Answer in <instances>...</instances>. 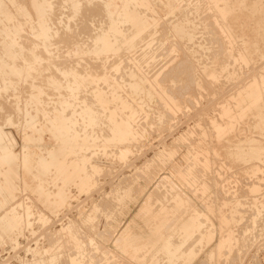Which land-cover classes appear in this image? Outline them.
<instances>
[{
    "label": "rangeland",
    "instance_id": "rangeland-1",
    "mask_svg": "<svg viewBox=\"0 0 264 264\" xmlns=\"http://www.w3.org/2000/svg\"><path fill=\"white\" fill-rule=\"evenodd\" d=\"M2 1H5V0H2ZM7 1H5V3H7ZM23 1L26 3V5H27V3H30V1H28V0L27 1L23 0ZM23 1L22 0H18V1L16 0V2L19 3L18 5H25ZM52 1H54V0H52ZM188 1L189 2H187L184 5L188 6V4H191L188 7L190 10V12H189L190 14L185 13L182 17H180V14H179V16L177 18L176 17L178 15L177 14L174 16L173 15L168 16V18L162 19V21H161V19L156 14L153 13L154 14L153 15L150 12V15H151L150 17L156 16L154 18H157L156 19L157 24H155V26L152 29V31H153L152 36L153 37L149 39L152 41H148L147 43L144 41V42H142V43L140 42L139 44H136V45L133 44L131 47L129 46L130 47V48L128 47L129 51L130 52L133 51V52H131L130 56L132 57L135 54L132 57L133 60L127 59L125 61L123 60V61H120L118 63L117 67L121 66V70L119 73H117V75H115L116 77L111 78L112 80H110L111 82L109 83L110 85L112 84L111 86L108 83H103V82H102L103 85L106 87H103L102 84L99 85V89L102 90V92H105L104 94H105L108 102L111 100V98H110L111 92L113 90L118 89V91H120V94H123V95L126 93V90H127V92H129V94L131 93V95H130L131 98L129 96L130 102L132 100L131 103L134 102L133 103L134 106L138 105L137 108L139 109V111H140L139 114L141 116H137V118H136L137 121H135L134 122L135 124H133V129H132L133 131L132 130L128 131V133H131L130 136L133 135L132 137H130L131 138L130 140H132V145H131L132 147L130 146L131 148L130 147L128 148L127 156L125 158H121L119 147H113V148L108 147L106 150L107 153L104 152V149L102 146H103V144L106 143L107 136L111 135L112 132L110 131V129H108L110 126H108V124L106 123L107 120L105 119V117L107 115V111L106 110L103 111L104 109L102 108V106L100 107V105L95 102V100L93 99L94 98L93 94L90 93V91H88L89 88H91L93 86L92 85V86H88L89 88L86 87L85 88L86 90L84 89L85 92L83 91V92L78 93L75 101H74V98L72 96H70L71 94L63 95L65 99L62 97L60 100L62 102H63L62 99L65 100L64 102L72 101L78 105L77 106L78 110L76 109L74 112H72L73 109L70 108V111H69V109H67L65 114H67L68 116L69 115L73 116V117L75 116V118L77 117L76 119H77V121L78 120L79 121L77 122L78 124L74 126L75 127L74 129H76L78 131L81 128L80 131L82 133L80 131H78L80 134L77 133L75 135V134H73V129H72L71 130L72 132L70 131L71 133L69 132L68 133L69 135H67L66 137L69 136L68 137L69 139L72 138V139H70V141L72 143H74L73 140L76 142V140H78L81 137V135L83 136L84 134H86L88 132L87 134L92 135V136H90V139H91L90 141L92 143H94L95 147H97V148L93 147L90 150H87V152H89V154H91L92 156L91 155L88 156L89 154L86 151L82 152L83 155H79V154H81V152L80 151L77 152V150L74 151L77 153H74V152L68 153L67 158H66L67 162H65V163L68 164V162H69L68 165H70V163L75 162V165L77 164L76 167L72 168L71 172L70 171L68 172V174L62 172L61 169L59 168V166L53 168L52 169L53 171L51 170L49 177L52 174H54V175H52L53 177H51V178L48 177L49 179L43 183L44 189L47 192L51 193L52 197H54L53 195L58 193V190L63 189L62 191H64L63 192L64 193V198H63L64 201L61 200V202L58 203L59 205L57 204L54 207L53 212L50 211L43 203L38 201L36 196L33 193L27 192V190L24 191L25 189H24V187H22V185H20L21 188H18L19 185H17V187L15 186V188H14V186L10 187V184L8 185L6 183V180H5L6 179L5 174L7 173V166L0 165V172H1L0 173V182L5 181L2 183L3 184L5 183L4 185L9 186L11 189V196L10 195L5 196L6 199L4 198V196L0 195V198H1L0 200H2L1 201L2 203L0 206V208H1L0 209V215H1V213L3 214L5 212L10 211L11 209H17L18 215L19 216L21 215V217H23V218H21L22 221L20 220V221H18L17 224H14L12 226L13 227L12 231L16 234V235H14L15 237H13V242H11V244L9 242L8 243L6 242L7 245H6V243L4 244V243L0 242V264H21V263H29V264L31 263L32 264V262L34 264H36L37 261H38V264H44V263L45 264H71L69 259H70V257H74V256L77 257L82 262V264H84V263L85 264H143V263L144 264H151V263L152 264H166V263L172 264L173 262L169 263V261H168L169 259L166 258L167 256L158 250V246L155 247V245H149L144 240L140 241V245H139L138 249H134L132 246H127V244H125V241L127 240V238L130 237L133 233H135L134 224H133L134 221H136L137 223H140L141 225H144V227L146 229H150V230H152L158 226L159 231H157L156 236H154V237H156V239L163 240L165 238L171 237L172 242L175 241L174 245L182 244V248H183L182 250L187 254L189 251L194 249V251L196 252V257H195L194 261L191 262L190 264H228V263L229 264H231V263L232 264H264V116H263L264 115V109L262 110V108H261V110H262L261 111L258 108L254 107V109L251 108V110H249L244 105L245 104L244 101L240 102L239 106L236 105V102H237L236 100L240 99L241 95L243 96L244 92L247 91L249 86L252 83H254L255 80L261 81L262 78L264 80V58H261L264 55L262 54L258 58L252 57L250 60V62L252 61V63L249 62L247 64L249 66H247L246 64H243V62L240 60L238 61L239 62V64H238L237 60H234V58L236 59L239 55V52H241L242 49H243L242 51H244V49H245V48H243L244 45L240 41L241 38L235 37L234 39H232L230 44L224 46V48L227 46L226 49L221 47V45L219 43L214 44L215 43L214 39L216 38V35H213V34L208 35L206 33V31L204 32V30H202L203 27L201 28V25L198 22L199 21L198 18H200V17H198V15L195 14L194 10L193 11L191 10V9H195V5H196V8L199 7L200 3H201L200 7L204 8L206 6L205 9L208 8V5L205 3L206 1L205 0H202V1L201 0L200 1L199 0H197V1L196 0H194V1L188 0ZM203 1H205V2H203ZM196 2H198L199 5H197L198 3H196ZM192 3H193V5L194 4L195 5L193 6ZM203 3H205L206 5ZM154 5H155L154 7L156 8L157 5L156 4H154ZM56 6L57 7H55V8H58V5H56ZM191 6H193L194 8L192 7L190 9ZM12 7L13 6H11L10 8L12 10V13L15 15L14 17L18 18V19H15V21L17 20L16 22L14 21L16 23V25H18V23L20 22L19 20L23 19L20 22V23L23 22L22 23L23 26L19 28V34L17 35V37L18 36H20V37L18 38V40H20L19 42L24 41L23 43L26 42L25 45L27 44L29 46L32 44V42H34L33 41L34 38L30 34V31H29L30 29L28 30L30 22L24 23L26 21L25 20L26 18L20 16L21 14H19L17 12V10L14 7L13 8ZM201 9L199 8V11L202 12L203 14H205V12L210 11V10L207 11V9L206 10L202 9L203 10L202 11ZM99 10L100 9L96 10L94 12L95 15L93 13L92 16L90 17L91 21H94L96 23V25H95L94 22L91 23L89 21V23H88L89 30H87V31H88V34L90 33V35L87 34L86 30L84 31L85 28H83V27L86 25H82V24L77 25V26L75 25L76 28H74V27L72 28V29H74L73 31L75 32V35H74L73 31H71L72 29L70 30L71 33H70V31L65 32L66 35L65 36L63 35L64 38L62 37V39H58V41L60 40L59 42L56 41L57 45L62 43V46L60 45V47L59 46L57 47V45L54 44L55 49H54V47H50L51 51H53V49H54V51L51 54L53 57H50V59H49V55H47L48 58L45 57L44 60L45 61H48V60L52 61L55 59V56H56V60H54V61L55 62L58 61L57 62L58 65L60 64L61 69H63L64 67H66L68 64L71 63L70 62L71 60L69 57L70 54L68 53L69 49H68V46L66 47V45H69V44L71 45L75 41H76L75 43L80 45L81 48L84 47V48L90 49V50H92V49L94 50V48H96L94 50V52H97V50H98L97 53H94L93 51H91V52H93L92 53L93 56H94V54H100V56H102L101 54H103V53L100 52V51H102L99 49L100 46L98 45L99 46L98 47L97 45L93 44L94 41H92V39H93L92 37L94 35L98 34L99 32H101L100 30L105 29V27L107 28L109 18L106 16V14L102 15L103 8H102V12H97ZM66 12H68V10L63 9V13H66ZM246 12H248V10ZM98 13H100V15H98ZM186 14H188V16H185ZM93 16L94 17L96 16L95 20H94ZM100 16L102 19L100 18ZM194 16H195V18H193ZM196 16H197V18H196ZM202 16H204V15H202ZM1 17H0V19H3V17L2 18ZM105 17H107V18H105ZM189 17H190V19H189ZM182 18H185V19H182ZM186 18H188L189 20ZM196 19H198V20H196ZM54 20H53V22H55L56 25L55 24H53V25H54V27L57 28L58 20H56V18ZM102 20L103 21L105 20L107 22L106 25L104 24L105 22H103ZM167 20H168L169 24L165 23V22H167ZM184 20H186V21L188 20L187 23ZM163 21H165V22H163ZM14 22H13V25H14ZM101 22H103V24L105 25L104 27H103V24ZM172 22H174V23H172ZM28 23H29V25H28ZM176 23H180L182 25H185L187 27V29H189V30L193 29V32L194 33L196 32V35H195L193 42L186 41V37H182V38L174 37V35L170 32L169 28L173 24H176ZM195 23L199 24L200 26L197 24L194 25ZM9 25H11V28L14 27L12 25V23H9ZM94 25H95V27H93ZM78 26L79 27L82 26V30L85 32V33H83L84 35L81 34V28H79ZM190 26H192V27L189 28ZM194 26H196V27L194 28ZM98 27L99 28L102 27V28L100 30H97ZM156 27H158V28H156ZM93 28H94V30H93ZM78 29H80V30H78ZM166 29H169V30H166ZM95 30H97L98 33ZM154 31H155V33H154ZM68 32H69V34H68ZM76 32L78 33L77 35H76ZM92 32L95 34H93ZM128 32H129L128 35H130L132 31L131 32L128 31ZM23 33H24V35H23ZM91 34L93 35L92 37H91ZM21 35H23V36H21ZM87 36L89 37L90 40L88 39ZM31 37H32V40L30 41ZM65 37H68V38H65ZM83 37H87L86 40H85V38L83 39ZM170 37H172V38H170ZM206 37H207V39H205ZM0 38H1V36H0ZM25 38H27V39H25ZM28 38H30V39H28ZM73 38H74V41H72ZM208 38L211 40L209 41ZM70 39H71V42H69ZM2 40L3 39H0V48H1ZM83 40L85 43L83 42ZM64 41H65V43H64ZM67 42L69 44H67ZM176 42H181V43H179L180 46L178 44H176ZM86 43L88 46L86 45ZM173 43L176 44L177 46H175ZM183 43H184V45H183ZM235 43L237 44L236 46L234 45ZM81 44H82V46H81ZM92 44H93V46L89 47V45H92ZM185 44H186V46H185ZM187 44L190 47L187 46ZM83 45H85V46H83ZM181 45H183V46H181ZM135 46H137V47L135 48ZM178 46L180 48L182 47L181 51H180V48ZM233 46H235V47H233ZM241 46H242V48H241ZM61 47H63L62 50H61ZM64 47H65V49H64ZM133 47L135 49H132ZM175 47H176V49H175ZM238 47H240V48H238ZM40 48L41 49L39 51L42 50V47H40ZM58 48H59V50H58ZM177 49H178V51H177ZM183 49H184V51H182ZM57 50H58V52H57ZM226 50H228L227 54H226ZM65 51L67 53H64ZM167 51H168V53H166ZM173 51H175V52H173ZM197 51H198V53H197ZM220 51H222V52L220 53ZM59 52L61 54H59ZM184 52L187 53L186 54L187 56L184 55L185 54ZM218 52L224 56H219ZM2 53H1V49H0V57L1 58L4 57L3 59H5L6 58L5 55H3ZM54 53H56V54H54ZM57 53H58V55H57ZM178 54L180 56H178ZM216 54H217V57H216ZM59 55H60V58H58ZM64 55L66 56V58L61 59L64 57ZM225 55H227L226 58H225ZM229 55H231L230 58H229ZM45 56H46V54H45ZM97 56H99V55H97ZM152 56H154V57H152ZM218 56H219V58L222 57V58H220V60L223 62H221L218 59ZM232 57H234V58H232ZM211 58H212V60H214V62L216 60H219L222 63V66L225 68V71H224V68L221 71V66H220V69L218 70V72L220 74L218 73L217 77H215V78L210 77L211 78L210 79L209 76H206V70H208V67H207L208 65L207 66H204V65L209 64L210 63L209 61L211 60ZM66 59H69V62ZM183 59L185 62L186 61H188V62L183 64L184 63V61L182 63ZM5 60H7V58ZM229 60H231V61H229ZM61 61H62V63H61ZM178 61L179 62L181 61L182 65ZM64 62H66L67 65ZM176 62H177V64H176ZM234 62H236L237 64ZM8 63L11 64V62H9V61H8ZM178 63H179V67H182L183 65H186L188 63L187 64L188 67L186 65L185 67L183 66L182 68H184V69H182V68H179L177 66L178 69H176V65H178ZM18 64L20 66L22 65V67H24V68L30 66L29 63L22 64V63H20V61H18ZM124 65L127 67H130L132 65L130 68H128L129 70L131 69V71H129L127 69V67H125V68H123V73L121 74L122 66H124ZM190 65H192V67L193 66L194 67L192 68ZM189 66L191 67L192 70H190ZM230 66H232V67H230ZM244 66H245V68H243ZM132 67H134L133 68L134 71H133ZM235 67L237 70H235ZM171 68H172V70H171ZM173 68H175L174 71H173ZM188 68H189V71L187 70ZM194 68H195V70H194ZM230 68L232 69L231 71H230ZM124 69L128 70L129 74H131L132 71H133L132 73L135 72V74H136V75L134 74L135 78L138 80H136L134 78H132V79L129 78L130 75ZM180 69H182L184 72H182V70H180ZM113 70H111L110 72H112ZM170 70L172 71L173 76L170 74L171 72L169 73ZM178 70H180L181 72H179V73H182V74H179L177 72ZM226 70H228V71H226ZM1 71L5 72L6 70L1 69ZM1 71H0V74H1L0 77L2 79L0 78V82H1L0 83V91H2V93L0 92V94H1L0 98H2V99H0V101H1L0 106L3 104L5 106V109H4V106L2 105L3 108L2 107L1 108L4 109V111L1 110V112H0V121H1L0 122V132L2 131L3 133H6L7 135L12 136L15 140H17L16 141V143L18 144V145L16 144L17 152L22 151V149L24 147V143H25L24 138H23L24 136H26V135L31 136L34 133L35 136H33L34 134L32 136L36 137L35 140L36 141L41 140L39 138V136L37 137L36 132H34L35 129H33V126H36V125L39 126V127L36 126L37 128H40V127H43V125L46 127V126H48V124L51 123L49 125V129L54 134H56V132H59L58 133L59 135L58 134H56V135L58 136L59 140H61L60 134L62 133L63 130L58 131L59 129H56L57 127L55 126V124L52 123L53 119H51L52 116H50V115H52L53 112L52 113L49 112L47 114V116L41 115L40 118L38 117L39 119L37 117H36L37 119H34L35 117L30 116L28 114L27 110L25 109V107H23L24 106L23 105L24 100H22L23 97L26 96V94L24 93L26 91V87L25 86H24L25 88L19 87V85L22 86V84L19 83V85H18L17 80L11 81L10 79H13V78L8 75V71L5 72V74L7 73L6 75H8L7 78H6V76H2L5 74H3V72H1ZM202 72H204V73L202 74ZM124 73L126 75H124ZM161 73H162V75L163 74L164 75L161 76ZM175 73L180 75V77L178 75L175 76L176 75ZM183 73H186V74H183ZM119 74H120V76L118 77ZM224 74H226V75H224ZM121 75H123V77ZM144 75L146 76L145 78L147 80L143 79ZM151 75H152V77H151ZM156 75H159L158 80L161 79L160 83L162 82V80L164 81L165 84L162 82L161 85L163 86V84H164L165 88L162 86L161 87L160 86L159 87L154 86L152 84V82H150V80L153 81V79L156 77ZM182 75L184 76V79L181 80V78H183V77H181ZM191 75H192V77L193 76L194 77L192 78ZM222 75H224V76L222 77ZM124 76H126V77H124ZM160 76L162 78L165 76V78L162 79ZM225 76H227V77H225ZM3 77H5V78H3ZM138 77H141L142 80H140L141 78L139 79ZM148 77L150 80L148 79ZM168 77H170V78H168ZM175 77H177V79ZM186 77H188L187 78L188 81H186L187 80ZM116 78H119L120 80H118ZM124 78H129V79H131V81L134 82V80H135L137 83H139L140 87L136 91V94H135V92H133L129 89L130 87H128L130 84L129 83L130 80H129V82L127 81V79H125V81H124ZM173 78L175 79L176 82L173 80ZM169 79H170V81H169ZM5 80H7V81L5 82ZM117 80L121 81V83L117 82L118 84L116 86V83H113V82H116ZM139 80H140V82H139ZM177 80H179V81H177ZM122 81H123V83H122ZM144 81L145 82L147 81L148 84L146 85V83ZM172 81H174V82L171 83ZM191 81H192V83H190ZM211 81H213V82H211ZM12 82H14V83H12ZM16 82H17V84H15ZM141 82L142 83L144 82V83L142 84ZM11 83L13 85H11ZM124 84H126V85H124ZM189 84H190L191 88H189L190 87ZM213 84H215V85H213ZM107 85H109V87ZM118 85H120V87H122L121 88L122 90L120 88H118L119 87ZM121 85H124V86H121ZM181 85L184 87H182ZM7 86H9V87L7 88ZM14 86H15V89H14ZM168 86H170V87L168 88ZM173 86H175V87L173 88ZM112 87H115L117 89L112 88ZM143 87H148V88L150 87V88L146 89ZM185 87L187 89L189 88L188 89L189 91L187 89H185ZM87 88H88V90H87ZM103 88L106 91H104ZM163 88L168 89V90L172 89L173 90V91L171 90L172 93L174 91H179L178 89H181V90L184 89V92L187 90L186 94H184L185 98L184 99L182 98L181 101L180 100L178 101L179 102L178 105L181 106L180 108H178V109L174 108L171 105H169L168 103H166L167 100L164 101V99H166V98L164 96L165 92H164ZM8 89L10 92L7 91ZM22 89H24V90H22ZM123 89H126V90H123ZM174 89H176V90H174ZM158 90L161 92L159 93ZM137 92H139V93H137ZM143 92H144V95H142ZM148 92L151 94L148 95ZM145 93H147V95ZM153 93H155V95ZM3 94H5V95H3ZM139 95L140 96L141 95L147 96V97L151 96V97L149 99V98L141 96L142 97L141 98V97H138ZM152 95H153V98H155L153 100H152ZM175 95H177L176 92H175ZM195 95H196V98H195ZM236 95H237V97H235ZM7 96H8V98H7ZM87 96H89V97H87ZM162 96H164L163 99H162ZM187 96H188V98H190L189 100H191V101L188 100ZM90 97L92 99L89 100ZM159 97H161V99ZM238 97H240V98H238ZM18 98H19L20 102H19ZM133 98L138 99L139 102L135 101L136 99H133ZM186 98H187V100H185ZM141 99L143 100L142 102H140ZM144 99H146V100H144ZM78 100H79V102H78ZM84 101H86V104L88 102L89 103L88 106H90L92 109L94 108L93 110L96 109L95 111L100 116L101 123L99 126H96L97 128L95 127L93 129V132L97 136L102 135L103 137L102 136L96 137V135L92 134L93 132H92V129H90L88 127L87 119L84 116H82V117L77 116L78 114L81 113V108H82L81 104L83 103L82 105L83 106L85 105ZM18 102L20 104H18ZM94 102H95V104H94ZM163 102H165V103H163ZM228 102L230 103V105ZM135 103H138V104H135ZM148 103H150V104H148ZM233 103H235V104H233ZM57 104H58L57 106H59V107L56 106V109L60 108L58 110H62L61 107L64 103L63 104L61 103V105H60V103H57ZM227 104H228V106H227ZM14 105H16V106H14ZM147 105H150V106H147ZM160 105H162V106H160ZM167 105H169L172 108H170L169 106L167 107ZM232 105L234 106V108ZM79 106H81V107H79ZM118 106H119V108H118ZM144 106H146V107H144ZM106 107H109V108H111V110L113 109L114 112L118 113L117 117H119L118 118L119 120L122 119L124 121H128V117H127L128 114H125V113H127V111L122 109L123 113L121 112L122 105L120 103L110 101V103L106 104ZM222 107L223 108L227 107L229 109L231 108L230 111L234 115H239V114L242 115V117H241L242 121H240L241 120L240 119L237 123H235L233 130L228 131V133L224 132V133L219 134L220 130L224 129L226 126L225 121L221 118V112L220 111L222 110ZM18 108H19V110H22V109L26 110L24 112H23V110L21 111L22 115H24L23 116L24 118H22V115H20L21 113L18 110ZM140 108L142 110L144 109V111L142 112ZM263 108H264V105H263ZM117 109L118 110L120 109V110L118 111ZM145 109H146V111H145ZM97 110H99V112H102V113H99ZM165 110H167L168 112L170 111L169 114L171 116H169V114H167L168 116L166 114L164 116ZM243 110H245V111H243ZM167 111H165V112H167ZM173 111H175V112H173ZM176 111H178V112H176ZM259 111H261V113H262V115H260V113H259V116H261V117H258L257 116L258 114L255 115V113L259 112ZM77 112H79V113H77ZM69 113H71V114H69ZM160 113H161V115H159ZM236 113H238V114H236ZM5 114H7V115H5ZM9 114L11 116L12 115L13 116L10 117ZM18 114L20 115V117L18 116ZM67 115H65V116H67ZM158 115H159V117L161 116V117H164L165 119L160 117V120H159ZM124 116L127 118L124 119ZM8 117H9V120H8ZM30 117H31V119H30ZM139 117H140V119H139ZM41 118H44V119L42 120ZM146 118H147V120H146ZM10 119H12V120H10ZM18 119H19V121H18ZM20 119L22 122L20 121ZM47 119H49L50 123L48 122ZM40 120H42V121H40ZM141 120H142V122H141ZM4 121L8 124H9V122H11V121L12 122H11V124L8 125V124L4 123ZM28 121H29V123H28ZM44 121H46V123H48V124H46V123L44 124ZM102 121H104V123ZM156 121H161V123H163V124L162 125H160L158 123L156 124ZM18 122H19V124H18ZM36 122H37V124H36ZM38 122H39V124H38ZM42 122H43V124H42ZM20 123H21V125H20ZM81 123L83 124V128L81 127L82 125L80 126ZM154 123H155V126H154ZM215 123L219 124L220 126L219 125L216 126ZM22 124H23V127H22ZM28 124H31V125H28ZM51 125H53V126H51ZM106 125H107V128H106ZM136 125H137V127H136ZM50 126L53 129H51ZM213 126H214V128H213ZM215 126H216V128H215ZM76 127H78V128H76ZM135 127H136V129H135ZM138 127H139V129H138ZM1 128H3V129H1ZM103 128H105V130ZM140 130L142 132H140ZM143 130H145V131H143ZM4 131H6V132H4ZM84 131H86V132L84 133ZM187 131L188 132L190 131L191 133L189 132V134H188ZM100 132L105 134V135L101 134ZM193 133H195V134H193ZM222 134H223V136H221ZM138 135L141 136V137H139L140 140L138 138ZM189 135H190V137H189ZM114 136H115V134H113V138L116 137V136L115 137ZM45 137H46V140L48 141V143L52 144V141L51 142L49 141V135H46ZM133 137H134V140H133ZM193 137H194V139H193ZM37 139H39V140H37ZM135 139H137V140H135ZM133 141L134 142L136 141V142L134 143ZM136 145H137V147H136ZM73 147H75V146H73ZM254 148H255V150H253ZM47 150L48 149H46L44 151V157L45 156L47 157L49 154L50 149H49V151H47ZM189 150H190V152H189ZM46 151L48 154L46 153ZM90 151H92V153ZM173 151H174V153L172 154ZM130 152H131V154H130ZM177 152H178V155H177ZM197 152L199 154H197ZM115 153H116V155H115ZM191 153H193V155ZM72 154L73 155L75 154L76 156L75 155L73 156ZM86 154L89 158H87L85 156ZM113 155H115V156H113ZM167 155H169L170 157H168ZM185 155H187L186 159H185ZM196 155H197V157H196ZM69 156H71L72 158ZM190 156L191 157L193 156V157L191 158ZM76 157H78V159ZM81 157L82 158L86 157V158L82 159ZM232 157H235V158H232ZM194 158H195V160H194ZM69 159H72V160H69ZM79 159L84 160L85 162L84 161H81V162L85 163L86 166L84 164H82ZM90 159H91V162H90ZM122 160H124V162ZM188 160L190 161V163L187 162ZM204 160L206 161V163ZM77 161H79L80 163ZM86 162H87V164H86ZM88 162L90 163V165ZM95 163H96V165H95ZM178 164H180V166H178ZM91 165L92 166L93 165L98 166V170L94 171V169L92 168ZM149 165H150V167H149ZM87 166H88V168H87ZM100 167H101V169H100ZM148 167H149V170H147ZM187 168H189V169L191 168L192 170L197 172L196 174L192 175L193 178L192 177L183 178L182 175H179L180 170H184V169L188 170ZM82 169H84V170L82 171ZM88 169L91 171V173ZM99 170H101V171H99ZM75 171L76 172L78 171V174ZM79 172H81L82 174ZM85 173H86V175H85ZM96 173H98V174H96ZM63 174H65V175H63ZM66 174H67V176H66ZM72 174H74V175H72ZM95 174L97 177L95 176ZM87 175H88L89 179L86 178ZM74 176H76V178H77V176H79L80 180H79V177L76 180V178H74ZM91 176H92V179L94 178L93 181L90 178ZM137 176H138V178H137ZM194 176L197 178L194 179ZM72 178H73V180H72ZM81 179L84 182L81 181ZM88 180H89V182H88ZM190 180H192V181H190ZM195 180H196V182H195ZM78 182H80V184H77V186H75L76 183H78ZM81 182H82V184H84L83 186L81 185ZM151 182H153V183H151ZM191 182H192V184H191ZM47 183H48V187L46 186ZM73 183H74V185H73ZM85 183H87V185ZM56 184H57V186H56ZM91 184H95V185H91ZM178 185H180V186H178ZM63 186H65V187H63ZM79 186H82V187L80 188ZM91 186H93V187H91ZM161 186H163V187H161ZM206 186L208 188H206ZM60 187H61V189H60ZM48 188H49V190H48ZM170 188H172L174 192H172V189L170 190ZM17 189L19 191H17ZM127 189H129L130 192H128ZM208 189L210 192L206 191ZM88 190H89V192H87ZM123 191H125V192H123ZM119 192L120 193L123 192V193L120 194ZM170 192H171V194H170ZM15 193H16V195H15ZM68 193H69V196H68ZM168 193H169V195H168ZM127 194H129V196ZM65 195H66V197H69V198H66ZM177 196H180L183 199L184 205L180 206L179 207L180 209L178 208L177 211L176 210L173 211L172 207L175 203V198ZM124 197H126V198H124ZM15 198H17V199H15ZM115 198H116V200H115ZM7 199L11 202H8ZM85 199H87V200H85ZM67 201H69V202H67ZM107 201H108V203H107ZM116 202H118V203H116ZM166 202H167V204H166ZM7 203H8V205H7ZM15 203L17 204V206ZM63 204H64V206H63ZM95 204L97 205V207ZM27 206L30 207V211L28 212L29 213L28 216L25 212V209ZM81 206H82V208H81ZM63 207H65V208H63ZM163 207L167 208L169 213L166 214V217H167L166 221L164 220L162 222V217L160 215L158 217L157 214H159L160 210ZM89 209H91V210H89ZM95 209H97V210H95ZM234 211H236V212H234ZM52 214H54V215H52ZM192 215H199L200 227L190 231V236H188V233H185L181 230L180 224L182 223L183 220L190 218ZM30 220H31V222H30ZM71 222H72V224H71ZM145 223H147V224H145ZM64 226H66V227H64ZM124 228H125V230H124ZM67 229L70 232L75 230V231H73L71 233L69 232V233H70V238L72 239L74 236L76 241L74 239L69 240V237H68L69 233H68ZM76 229H78V230H76ZM63 231H64V233H63ZM65 232L68 235H65ZM228 232L230 234H228ZM208 233H212V239L209 242L205 239V237ZM231 233H232L234 239H233ZM43 235L46 238H44ZM45 235H47V236H45ZM57 238H58V240H57ZM50 239H51V241L52 240L53 241L50 242ZM229 239H230V242H229ZM71 241H73V242L71 243ZM94 242L96 243V245ZM221 242H222V245H221ZM48 243H49V245H48ZM53 243H54V245H53ZM58 243H59V245H58ZM64 243H65V245H64ZM73 243L75 246L73 245ZM78 243H80L81 246H79ZM87 243H88V246H87ZM97 243H98V245H97ZM136 243H137V245L139 244L137 241H135V242H133V245L137 246ZM248 243H249V245H248ZM76 245H77V247H76ZM41 246H42V248H41ZM52 246L55 247L54 250H53ZM66 246H68V248ZM74 247H76L77 249ZM78 247H79V250H78ZM36 248H37V251H36ZM38 248L41 252L38 251ZM49 248H52V249H49ZM60 248H61V250H59ZM236 249H237V251H236ZM51 250H53L52 253L50 252ZM81 250H84V251H81ZM105 250H106V253H105ZM33 251L34 252L36 251L37 254L36 253L35 254L38 255L39 257H37V256L34 257L35 254ZM42 251H43V253H42ZM47 251L51 255H49L47 253ZM143 251H145V252L142 253ZM155 251H157V252H155ZM210 251H212V253ZM240 251H241V253H240ZM32 252H33V254H32ZM234 252H235V254H233ZM58 253H59V255H58ZM225 253H226V255H225ZM54 254H56V255H54ZM187 254H185V256ZM227 254H228V256H227ZM229 254H230V256H229ZM49 256L51 259H47V258H49ZM56 256H58L59 258ZM185 256L181 258L182 260L178 259L174 263L175 264H183L184 263L183 260H185ZM55 257H56V259H55ZM141 257L143 260L141 259ZM237 257H238V259H236ZM112 258L115 260H113ZM30 259H31V261H30ZM61 259H63V260H61ZM234 259H236V260H234ZM41 260H42V262H41ZM43 260H45V261H43ZM109 260H110V262H109ZM52 261L54 263H52ZM117 261H119V262H117ZM148 261H150V262H148Z\"/></svg>",
    "mask_w": 264,
    "mask_h": 264
},
{
    "label": "bare ground",
    "instance_id": "bare-ground-1",
    "mask_svg": "<svg viewBox=\"0 0 264 264\" xmlns=\"http://www.w3.org/2000/svg\"><path fill=\"white\" fill-rule=\"evenodd\" d=\"M5 1H7V0H5ZM5 1H0V15L3 17V19H0V36H1V38L0 39H3L2 40V42H1V53L3 54V55H5V57L7 58V60L9 61V62H11V64L10 63H8V61L7 60H5V59H3V58H1L0 57V71H1V69H3V70H6V71H8V75L10 76V77H12L13 79H10L11 81L13 80H17V82H18V85H19V83H21L22 84V86H20L19 85V87H26V91L24 92L25 94H26V96H24L23 97V99L22 100H24L23 101V107H25V109L27 110V112H28V114L30 115V116H32V117H35L34 119H37L38 117L40 118V116L41 115H46L47 116V114L49 113V112H53V114L52 115H50V116H52V118L51 119H53V121H52V123L53 124H55V126L57 127H55L56 129H59L58 131H61V130H63L62 131V135L60 134V137H61V140H59V138H58V136L56 135V134H58L59 132H56V134H54L50 129H49V125L51 124L50 122H49V119H47L48 120V122L50 123V124H48V123H46V121H44V124L46 123V124H48V126H44L43 125V127H40V128H37V127H39V126H33V129H35L34 130V132H36V134H37V137L39 136V138L41 139L40 141H36L35 140V138L36 137H33V136H35V134L32 136H30V135H26V136H24L23 138H24V141H25V143H24V147H23V149H22V151H20V152H17V150H16V141L17 140H15L12 136H9V135H7L6 133H3L2 131L0 132V165H2V166H7V173L5 174L6 175V183L9 185L10 184V187H13L14 186V188H15V186L17 187V185H19L18 186V188H21L20 187V185H22V187H24V191H26L27 190V192H30V193H33L35 196H36V198H37V200L38 201H40L41 203H43L50 211H54V207L58 204V203H60L61 202V200H63V198H64V191H62V190H58V193H56L55 195H53L54 197H52L51 196V193H49V192H47L45 189H44V186H43V183L44 182H46L49 178H51V177H53L52 175H54V174H52L50 177H49V174H50V172H51V170L53 169V168H55V167H58L59 166V168L61 169V171L62 172H64V173H67L68 174V172L70 171L71 172V170H72V168L73 167H76V165H75V162H72V163H70V165H68L69 164V162H68V164L67 163H65V162H67L66 161V158H67V155H68V153H72V152H74V151H76L77 150V152L78 151H80L81 152V154H79V155H83L82 154V152L84 151H86L87 152V150H90L91 148H93V147H95V145H94V143H92L90 140V136H92V135H90V134H84L83 136L81 135V137L78 139V140H76V142L73 140V142L74 143H72L71 141H70V139H72V138H68V137H66L67 135H69L68 133L73 129V134H77V133H79L78 131H80L81 130V128H80V130H76V129H74L75 127V125H77L78 123V121H77V117L75 118V116L73 117V116H68L67 114H65V112H66V110L67 109H69V111H70V108H72L73 109V111L72 112H74L76 109H77V104L75 103V102H72V101H67V102H64L65 100V98H64V96L63 95H65V94H71L70 96H72L73 98H74V101H75V99H76V96H77V94L78 93H80V92H83L84 91V89L86 88V87H88V86H92L91 88H89V90H88V88H87V90L88 91H90V93H92L93 94V96H94V100H95V102L97 103V104H99L100 105V107L102 106V108L104 109L103 111H107V115H106V117H105V119L107 120V124H108V126H110L108 129H110V131L113 133V134H115V138H113V134L111 133V135H109V136H107V141H106V143L105 144H103V149H104V152H106V150H107V148L108 147H119V149H120V156H121V158H125L126 156H127V150H128V148L132 145V140H130L131 138L130 137H132V136H130L131 135V133H128V131L129 130H132L133 129V124H135L134 122L135 121H137L136 120V118H137V116H141L140 114H139V109L137 108V106H134L133 105V103H131L132 102V100H131V102H130V99H129V96L131 95V93L129 94V92H127V88L128 87H130L129 89L131 90V91H133V92H135V94H136V91L139 89V87H140V85H139V83H137L134 79H136L135 78V72L134 73H132L133 71H134V67H132V69H133V71L131 72V74H129V72H128V68H130V67H127V66H122V72H121V74L123 73V68H125V67H127V69L128 70H126V69H124V70H126L127 72H128V74L130 75V77L129 78H134L133 80H134V82L133 81H131V79H129V78H124V81H125V79H127V81L129 82V80H130V84H129V86L126 88V89H123V90H126V93L123 95V94H120V91H118V89L117 88H115V87H112V88H115V89H117V90H113L112 92H111V96H110V98H111V100L110 101H113V102H117V103H120L121 105H122V108H121V112H122V109H124V110H126L127 111V113H125V114H128V121H124V120H119L118 118L119 117H117V114L118 113H116V112H114L113 111V109L111 110V108H109V107H106V104L107 103H110V101L108 102L107 101V99H106V96H105V92H102V90H100L99 89V85L100 84H102L103 85V83H110L111 81L110 80H112L111 78L112 77H116L115 75H117V73H119L120 72V70H121V66H118L117 67V65H118V63L120 62V61H125V60H129V59H132V57L135 55H133L132 57L130 56V54H131V52H133V51H129V48L134 44V45H136V44H139L140 42L142 43V42H148V41H152V40H149L150 38H152L153 36H152V34H153V31H152V29H153V27L155 26V24H157L156 23V19L157 18H154V17H156V16H152V17H150L151 15H150V12L153 14H156L160 19H161V21H162V19H165V18H168V16H174V15H177L176 17L178 18V16H179V14H180V17H182L185 13H189L190 12V10H189V5H191V4H188V6H185L184 4H186L187 2H189L188 0L186 1V0H54V1H52V0H28V1H30V3H27V5H26V3L24 2V4L25 5H18L19 3L18 2H16V0H8L7 1V3H5ZM18 1V0H17ZM27 1V0H26ZM192 1V0H191ZM194 1V0H193ZM197 1V0H196ZM200 1V0H199ZM202 1V0H201ZM206 1V2H205ZM205 1H203V2H205L207 5H208V8H206L207 9V11L208 10H210L209 12H205V14H203L202 12H200L199 11V8L201 9L202 7H200V5H201V3H200V5H199V3L198 2H196V3H198L197 5H199V7H197L196 8V5H195V9H191L194 5H193V3H192V5L193 6H191L190 7V9L193 11L194 10V12H195V14H197L198 15V17H200V18H198L199 19V24L201 25V28L203 27V29L202 30H204V32L206 31V33L208 34V35H211V34H213V35H216V38L214 39L215 40V43L214 44H216V43H219L220 45H221V47H223L224 48V46L225 45H228V44H230L231 43V40L232 39H234L235 37L236 38H241L240 39V41L242 42V44L244 45V47L243 48H245L244 49V51H242L241 50V52H239V55H238V57L235 59L234 57H232V58H234V60H237V62L240 60V61H242L243 62V64H248L249 62H250V60H251V58L253 57H260L262 54L264 55V0H205ZM205 3H203V4H205ZM22 4V3H21ZM154 4H156L157 5V7L155 8L154 6ZM205 4V5H206ZM10 5V6H9ZM56 5H58V8H55V7H57ZM204 5V6H205ZM11 6H13L16 10H17V12L19 13V14H21L20 16H22V17H24V18H26L24 21V23H26V22H30V25H29V23H28V25H29V28H28V30L30 31V34L33 36V38H34V42H32V44L31 45H25V43H23V42H19L20 40H18V38L20 37V36H18L17 37V35L19 34V28L20 27H22L23 26V22L22 23H20L22 20H19L20 22V24L18 23V25H16V21H15V19H18L17 17H14L15 15L12 13V10H11ZM12 7V8H13ZM206 7V6H205ZM205 7L204 8H202V9H205ZM102 8H103V13H102V15H105L106 14V16L109 18V22H108V25H107V28L105 27V29H103V30H100L102 27H98V29L97 30H100L101 32H99L98 33V31L97 30H95V31H97V33L98 34H96V35H92L91 34V37L93 38H91L92 39V41H94L93 42V44H95V45H99L100 46V50H102V51H100L101 53H103V54H101L102 56H100V54H94V56H93V52H94V50L96 49V48H94V50L92 49V50H90V49H86V48H81L80 47V45H78V44H76L75 42V44L74 43H72L71 45L67 42V44H69V45H66V47L68 46V53L70 54V64H66V62L68 61L69 62V59H66L67 61L66 62H64L67 66L66 67H64L63 69H61V67H60V64L58 65V61L57 62H55L54 60H56V56H55V59L54 60H52V61H45L44 59H45V57L46 58H48V56L47 55H49V59H50V57H53L51 54H52V52L54 51V49H55V47H54V44H56L57 42H59L58 41V39H62V37H63V35L65 36L66 34H65V32H67V31H70L73 27L74 28H76V26L77 25H80V24H82V25H86V26H84L83 28H85L84 29V31L86 30V32H87V34H88V31L87 30H89V27H88V23H89V21L91 22V23H93L94 21H91V16H92V14L96 11V10H98V9H100L99 11H97V12H102ZM194 8V7H193ZM63 9H67L68 10V12H66V13H63ZM201 9V10H202ZM205 9V10H206ZM248 10V12H246ZM62 11V12H61ZM203 11V10H202ZM16 14V13H15ZM50 14V15H49ZM97 14V13H96ZM153 14V15H154ZM190 14V13H189ZM194 14V15H195ZM94 15H95V13H94ZM98 15H100V13H98ZM202 15H204V16H202ZM0 16V17H1ZM17 16V15H16ZM19 16V17H20ZM97 16V15H96ZM95 16V17H96ZM185 16H188V14H186ZM184 16V17H185ZM202 16V17H201ZM1 17V18H2ZM94 16H93V18H94V20L96 19ZM107 17H105V18H107ZM56 18V20H58V26H57V28L56 27H54V25L53 24H55V22H53V20ZM100 18H101V16H100ZM104 18V19H105ZM158 18V19H159ZM193 18H195V16L193 17ZM196 18H197V16H196ZM21 19V18H20ZM102 19V18H101ZM182 19H185V18H182ZM181 19V20H182ZM186 19H188V18H186ZM189 19H190V17H189ZM188 19V20H189ZM198 19H196V20H198ZM28 20V21H27ZM106 20V19H105ZM103 21V22H105L104 24L106 25V21ZM180 20V19H179ZM187 20V21H188ZM194 20V19H193ZM15 21V22H14ZM55 21V20H54ZM98 21V20H97ZM170 21V20H169ZM177 21V20H176ZM186 23H187V21L186 20H184ZM13 22H14V25H13ZM57 22V21H56ZM100 22V21H99ZM103 22H101L102 24H103ZM159 22V21H158ZM163 22H165V21H163ZM167 22H168V20H167ZM167 22H165L166 24H169V22L167 23ZM183 22V21H182ZM191 22V21H190ZM9 23H12V25L14 26L13 28H11V25H9ZM95 23V22H94ZM172 23H174V22H172ZM192 23V22H191ZM103 24V27L105 26ZM197 23H195L194 25H196ZM199 24H197V25H199ZM26 25V24H25ZM56 25V24H55ZM76 25V26H75ZM91 25V24H90ZM89 25V26H90ZM95 25H96V23H95ZM95 25L93 26V27H95ZM199 25V26H200ZM27 26V25H26ZM163 26V25H162ZM79 27V26H78ZM192 26H190L189 28H191ZM196 26H194V28H195ZM79 28H81V34L82 35H84L83 33H85L83 30H82V26L81 27H79ZM92 28V27H91ZM156 28H158V27H156ZM166 28V27H165ZM170 32L174 35V37H179V38H182V37H186V41H189V42H193L194 41V38H195V35H196V32L194 33L193 32V29L192 30H189V29H187V27L185 26V25H182V24H180V23H176V24H173L170 28ZM169 29H166V30H169ZM74 29H72L71 31H73ZM78 30H80V29H78ZM93 30H94V28H93ZM165 30V31H166ZM71 31H70V33H71ZM92 31V30H91ZM90 31V32H91ZM128 31H132L131 32V34L130 35H128ZM78 32V31H77ZM76 32V35L79 33H77ZM94 32V31H93ZM92 32V33H93ZM152 32V33H151ZM169 32V31H168ZM73 33H74V35H75V32L73 31ZM154 33H155V31H154ZM167 33V32H166ZM170 33V34H171ZM205 33V34H206ZM68 34H69V32H68ZM80 34V35H81ZM93 34H95V33H93ZM164 34V33H163ZM169 34V33H168ZM167 34V35H168ZM23 35H24V33H23ZM23 35H21V36H23ZM88 35H90V33L88 34ZM212 35V36H213ZM28 36V35H27ZM79 36V35H78ZM155 36V35H154ZM172 36V35H171ZM225 36V37H224ZM3 37V38H2ZM26 37V36H25ZM70 37V36H69ZM76 37V36H75ZM88 37V36H87ZM87 37H83V39L85 38V40H86V38ZM173 37V36H172ZM172 37H170V38H172ZM210 37V36H209ZM64 38V37H63ZM65 38H68V37H65ZM78 38V37H77ZM76 38V39H77ZM155 38V37H154ZM153 38V39H154ZM25 39H27V38H25ZM28 39H30V38H28ZM75 39V40H76ZM88 39H89V37H88ZM166 39V38H165ZM174 39V38H173ZM185 39V38H184ZM205 39H207V37L205 38ZM209 39V38H208ZM32 40V37H31V39H30V41ZM78 40V39H77ZM90 40V39H89ZM162 40V39H161ZM176 40V39H175ZM211 39H209V41H210ZM26 41V40H25ZM28 41V40H27ZM57 41V42H56ZM67 41V40H66ZM72 41H74V38L72 39ZM79 41V40H78ZM166 41V40H165ZM173 41V40H172ZM185 41V42H186ZM213 41V40H212ZM235 41V40H234ZM233 41V42H234ZM29 42V41H28ZM62 42V41H61ZM69 42H71V39H70V41ZM81 42V41H80ZM83 42H84V40H83ZM91 42V41H90ZM184 42V43H185ZM214 42V41H213ZM64 43H65V41H64ZM63 43V44H64ZM85 43V42H84ZM83 43V44H84ZM89 43V42H88ZM92 43V42H91ZM179 43H181V42H176V44H178L179 45ZM184 43H183V45H184ZM187 43V42H186ZM238 43V42H237ZM93 44L92 45H89V47L91 46H93ZM144 44V43H143ZM142 44V45H143ZM174 44V43H173ZM176 44H174L175 46H177ZM233 44V43H232ZM231 44V45H232ZM57 45V44H56ZM55 45V46H56ZM60 45L62 46V43L61 44H59V45H57V47L59 46L60 47ZM86 45H87V43H86ZM94 45V46H95ZM183 45H181V46H183ZM235 46L237 45L236 43L234 44ZM239 45V44H238ZM241 45V44H240ZM242 45V46H243ZM64 46V45H63ZM81 46H82V44H81ZM83 46H85V45H83ZM88 46V45H87ZM98 46V47H99ZM130 46V47H129ZM180 46V45H179ZM178 46V47H179ZM185 46H186V44H185ZM187 46H189L188 44H187ZM235 46H233V47H235ZM242 46H241V48H242ZM40 47H42V50L41 51H39L41 48ZM50 47H54V49H53V51H51V48ZM56 47V48H57ZM88 47V48H89ZM129 47V48H128ZM137 46H135V48H136ZM139 47V46H138ZM146 47V46H145ZM190 47V46H189ZM188 47V48H189ZM206 47V46H205ZM229 47V46H228ZM62 48L63 47H61V50H62ZM134 47L132 48V49H135ZM180 48V47H179ZM187 48V47H186ZM212 48V47H211ZM214 48V47H213ZM227 48V46L224 48V49H226ZM238 48H240V47H238ZM64 49H65V47H64ZM98 49V48H97ZM175 49H176V47H175ZM181 49H182V47L180 48V51H181ZM190 49V48H189ZM233 49V48H232ZM58 50H59V48H58ZM58 50H57V52H58ZM152 50V49H151ZM167 50V49H166ZM187 50V49H186ZM237 50V49H236ZM240 50V49H239ZM246 50V51H245ZM91 51H93V52H91ZM177 51H178V49H177ZM176 51V52H177ZM182 51H184V49L182 50ZM192 51V50H191ZM196 51V50H195ZM219 51V50H218ZM227 51L228 50H226V54H227ZM231 51V50H230ZM238 51V50H237ZM61 52V51H60ZM59 52V54H61ZM97 52H98V50H97ZM97 52H94V53H97ZM135 52V51H134ZM151 52V51H150ZM173 52H175V51H173ZM216 52V51H215ZM214 52V53H215ZM222 51H220V53H221ZM233 52V51H232ZM236 52V51H235ZM234 52V53H235ZM63 53V52H62ZM64 53H67L66 51L64 52ZM63 53V54H64ZM166 53H168V51L166 52ZM185 53V52H184ZM183 53V54H184ZM197 53H198V51H197ZM217 53V52H216ZM219 53V52H218ZM219 53V56H224V55H221ZM237 53V52H236ZM45 54H46V56H45ZM54 54H56V53H54ZM62 54V55H63ZM92 54V55H91ZM155 54V53H154ZM187 53H185L184 55L185 56H187L186 55ZM2 55V56H3ZM57 55H58V53H57ZM96 55V56H95ZM97 55H99V56H97ZM139 56V55H138ZM159 56V55H158ZM178 56H180L179 54H178ZM190 56V55H189ZM208 56V55H207ZM219 56H218V59L220 60V58H222V57H220L219 58ZM234 56V55H233ZM237 56V55H236ZM63 57V56H62ZM68 57V56H67ZM152 57H154V56H152ZM216 57H217V54H216ZM227 57V55H225V58ZM231 57V55H229V58ZM58 58H60V55H59V57ZM64 58H66V56L64 55V57L63 58H61V59H64ZM138 58V57H137ZM146 58V57H145ZM187 58V57H186ZM224 58V59H225ZM261 58H264V56L263 57H261ZM60 59V60H61ZM189 59V58H188ZM216 59V58H215ZM58 60V59H57ZM59 60V61H60ZM133 60V59H132ZM140 60V59H139ZM186 60V59H185ZM219 60H216L215 62H214V60H212V58H211V60L209 61L210 63L209 64H206V65H204V66H207L208 67V70H206V76H209V78L210 77H212V78H215V77H217L218 76V70L220 69V66H221V71L223 70V66H222V63L221 62H223V61H219ZM223 60V59H222ZM226 60V59H225ZM224 60V61H225ZM18 61H20V63H22V64H26V63H29V65L30 66H28V67H22V65L20 66L19 64H18ZM63 61V60H62ZM62 61H61V63H62ZM65 61V60H64ZM142 61V60H141ZM170 61V60H169ZM183 61H184V59L182 60V63H183ZM228 61V60H227ZM229 61H231V60H229ZM134 62V61H133ZM179 62V61H178ZM186 62H188V61H186ZM185 61H184V63L183 64H185L186 63ZM139 63V62H138ZM181 65H182V63H181V61L179 62ZM179 63H178V65H176V69H178V67H179ZM234 63H236V62H234ZM250 63H252V61L250 62ZM123 64V63H122ZM128 64V63H127ZM137 64V63H136ZM151 64V63H150ZM176 64H177V62H176ZM188 64V63H187ZM186 64V65H187ZM203 64V63H202ZM233 64V63H232ZM237 64V63H236ZM238 64H239V62H238ZM64 65V64H63ZM135 65V64H134ZM138 65V64H137ZM180 65V66H181ZM186 65H183L184 67L186 66ZM230 65V64H229ZM228 65V66H229ZM241 65V64H240ZM24 66V65H23ZM178 66V67H177ZM182 66V67H183ZM191 67H192V65H190ZM189 66V67H190ZM243 66V65H242ZM241 66V67H242ZM247 66H249V65H247ZM60 67V68H59ZM141 67V66H140ZM182 67H179V68H182ZM187 67H188V65H187ZM191 67H190V70H192L191 69ZM194 67V66H193ZM192 67V68H193ZM197 67V66H196ZM230 67H232V66H230ZM240 67V66H239ZM8 68V69H7ZM243 68H245V66L243 67ZM251 68V67H250ZM114 69V70H113ZM150 69V68H149ZM174 69L175 68H173V71H174ZM182 69H184V68H182ZM182 69H180V70H182ZM186 69V68H185ZM111 70H113L112 72H110ZM140 70V69H139ZM171 70H172V68H171ZM169 71V73L173 76V73H172V71ZM180 70H178L177 72L179 73V72H181ZM188 71H189V68L187 69ZM194 70H195V68H194ZM202 70V69H201ZM232 69L230 68V71H231ZM235 70H237L236 69V67H235ZM5 71V72H6ZM129 71H131V69L129 70ZM136 71V70H135ZM142 71V70H141ZM140 71V72H141ZM151 71V70H150ZM186 71V70H185ZM208 71V72H207ZM224 71H225V68H224ZM226 71H228V70H226ZM262 71V70H261ZM1 72H3V71H1ZM5 72H3V74H5ZM126 72V73H127ZM159 72V71H158ZM165 72V71H164ZM163 72V73H164ZM182 72H184L183 70H182ZM201 72V71H200ZM139 73V72H138ZM137 73V74H138ZM155 73V72H154ZM166 73V72H165ZM164 73V74H165ZM196 73V72H195ZM204 72H202V74H203ZM225 73V72H224ZM7 74V73H6ZM2 75V76H6V78H7V76L8 75ZM127 74V75H128ZM135 74V75H134ZM141 74V73H140ZM144 74V73H143ZM163 74V75H164ZM176 74V73H175ZM174 74V75H175ZM179 74H182V73H179ZM183 74H186V73H183ZM220 74V73H219ZM222 74V73H221ZM258 74V73H257ZM1 75V74H0ZM124 75H126L125 73H124ZM162 75V73H161V76H163ZM170 75V76H171ZM178 74H176L175 76H177ZM190 75V74H189ZM224 75H226V74H224ZM224 75H222V77L224 76ZM120 76V74L118 75V77ZM122 77H123V75H121ZM149 76V75H148ZM155 76V75H154ZM159 75H156V77L153 79V81L152 80H150L149 79V77H148V79L150 80V82H152V84L154 85V86H162L161 85V83L163 82L164 83V81L162 80V82L160 83V80H158V77ZM160 76V77H161ZM169 76V75H168ZM171 76V77H172ZM179 77H180V75H178ZM124 77H126V76H124ZM142 77V76H141ZM141 77H138L139 79L141 78ZM146 76L144 75V78L143 79H145V80H147L146 78H145ZM151 77H152V75H151ZM181 77H183V78H181V80L182 79H184V76L182 75ZM191 77H192V75H191ZM194 77V76H193ZM192 77V78H193ZM225 77H227V76H225ZM1 78V77H0ZM3 78H5V77H3ZM142 78L140 79V80H142ZM162 78V77H161ZM163 78H165V76L163 77ZM162 78V79H163ZM168 78H170V77H168ZM176 79H177V77H175ZM188 77H186V79H187ZM220 78V77H219ZM218 78V79H219ZM2 79V78H1ZM116 79H118V80H120L119 78H116ZM123 79V78H122ZM191 79V78H190ZM211 79V78H210ZM4 80V79H3ZM116 81V82H113V83H116V86H117V82H119V83H121V81ZM136 80H138V79H136ZM140 80H139V82H140ZM168 80V79H167ZM173 80L175 81V79L173 78ZM221 80V79H220ZM7 80H5V82H6ZM9 81V80H8ZM169 81H170V79H169ZM174 81H172L171 83H173ZM177 81H179V80H177ZM186 81H188V79L186 80ZM209 81V80H208ZM214 81V80H213ZM213 81H211V82H213ZM217 81V80H216ZM215 81V82H216ZM259 81V80H258ZM254 81V83H252L250 86H249V88L247 89V91H245L244 92V94H243V96L241 95V98L240 97H238V98H240V99H237L236 101V105H238L239 106V104H240V102H245V106L249 109V110H251V108H253L254 109V107L255 108H258L259 110H261V108H262V110L264 109L263 108V105H264V80H263V78L261 79V81ZM10 82V81H9ZM17 82L15 83V84H17ZM103 82V83H102ZM145 82V81H144ZM143 82V83H144ZM166 82V81H165ZM176 82V81H175ZM218 82V81H217ZM222 82V81H221ZM253 82V81H252ZM1 83V82H0ZM4 83V82H3ZM12 83H14V82H12ZM11 83V85H13ZM122 83H123V81H122ZM125 83V82H124ZM142 83V82H141ZM142 83V84H143ZM146 83V85L148 84L147 83V81L145 82ZM170 83V82H169ZM186 83V82H185ZM190 83H192V81L190 82ZM194 83V82H193ZM198 83V82H197ZM14 84V85H15ZM127 84V83H126ZM126 84H124V85H126ZM165 84V83H164ZM164 84H163V86L162 87H164ZM168 84V83H167ZM166 84V85H167ZM184 84V83H183ZM188 84V83H187ZM211 84V83H210ZM209 84V85H210ZM217 84V83H216ZM110 85V84H109ZM109 85H107L108 87H109ZM112 85V84H111ZM110 85V86H111ZM124 85H121V86H124ZM152 85V86H153ZM176 85V84H175ZM180 85V84H179ZM194 85V84H193ZM213 85H215V84H213ZM119 87L118 88H122V87H120V85H118ZM143 86V85H142ZM141 86V87H142ZM182 86V85H181ZM186 86V85H185ZM188 86V85H187ZM189 86H190V84H189ZM211 86V85H210ZM5 87V86H4ZM9 86H7V88H8ZM11 87V86H10ZM24 87V88H25ZM103 87H106V86H104L103 85ZM126 87V86H125ZM170 86H168V88H169ZM175 86H173V88H174ZM182 87H184V86H182ZM6 88V89H7ZM18 88V87H17ZM16 88V89H17ZM124 88V87H123ZM143 88H146V89H149L148 87H143ZM154 88V87H153ZM157 88V87H156ZM165 88V87H164ZM163 88V89H164ZM167 88V87H166ZM189 88H191V86L189 87ZM188 88V89H189ZM194 88V87H193ZM213 88V87H212ZM10 89V88H9ZM9 89L7 90V91H9ZM14 89H15V86H14ZM20 89V88H19ZM141 89V88H140ZM162 89V88H161ZM160 89V90H161ZM185 89H187L186 87H185ZM187 89V90H188ZM211 89V88H210ZM4 90V89H3ZM22 90H24V89H22ZM86 90V89H85ZM103 90H104V88H103ZM122 90V89H121ZM144 90V89H143ZM172 90V89H171ZM171 90H168V89H164V96H165V98L166 99H164V101H166L167 100V102L166 103H168L169 105H171L172 107H174V108H180L181 106H179L178 104H179V100L181 101L182 100V98L184 99L185 98V96H184V94H186V92H187V90L184 92V89L183 90H181V89H178L179 91H174L173 93L171 92ZM174 90H176V89H174ZM191 90V89H190ZM214 90V89H213ZM218 90V89H217ZM6 91V90H5ZM17 91V90H16ZM15 91V92H16ZM104 91H106V90H104ZM155 91V90H154ZM159 91V90H158ZM173 91V90H172ZM189 91V90H188ZM1 93H2V91H0ZM4 92V91H3ZM10 92V91H9ZM18 92V91H17ZM20 92V91H19ZM85 92V91H84ZM108 92V91H107ZM110 92V91H109ZM125 92V91H124ZM123 92V93H124ZM145 92V91H144ZM144 92H143V94L142 95H144ZM150 92V91H149ZM148 92V95L149 94H151V93H149ZM161 91H159V93H160ZM175 92L177 93V95H175ZM7 93V92H6ZM23 93V94H24ZM88 93V92H87ZM137 93H139V92H137ZM142 93V92H141ZM140 93V94H141ZM17 94V93H16ZM82 94V93H81ZM86 94V93H85ZM107 94V93H106ZM110 94V93H109ZM133 94V93H132ZM134 94V95H135ZM146 95H147V93H145ZM154 95H155V93H153ZM163 94V93H162ZM1 95V94H0ZM3 95H5V94H3ZM141 95V96H142ZM159 95V94H158ZM191 95V94H190ZM193 95V94H192ZM220 95V94H219ZM140 95L138 96V97H141ZM161 96V95H160ZM164 96H162V99H163V97ZM3 97V96H2ZM64 98V99H62L63 100V102L62 101H60L61 100V98ZM85 97V96H84ZM87 97H89V96H87ZM86 97V98H87ZM137 97V96H136ZM142 97H146V98H149L150 99V97L151 96H142ZM141 97V98H142ZM155 97V96H154ZM157 97V96H156ZM190 97V96H189ZM235 97H237V95L235 96ZM7 98H8V96H7ZM79 98V97H78ZM130 98H131V96H130ZM158 98V97H157ZM160 99H161V97H159ZM187 98H188V96H187ZM187 98L185 99V100H187ZM195 98H196V95H195ZM194 98V99H195ZM0 99H2V98H0ZM14 99V98H13ZM90 99H92L91 97L89 98V100ZM133 99H136V98H133ZM153 99H155V98H153V95H152V100ZM159 99V100H160ZM190 98H188V100H189ZM18 100H19V98H18ZM86 100V99H85ZM144 100H146V99H144ZM8 101V100H7ZM88 101V100H87ZM135 101H138L139 102V100L138 99H136ZM143 100L141 99V101L140 102H142ZM150 101V100H149ZM157 101V100H156ZM162 101V100H161ZM189 101H191V100H189ZM231 101V100H230ZM234 101V100H233ZM5 102V101H4ZM17 102V101H16ZM19 102H20V100H19ZM18 102V104H20ZM77 102V101H76ZM78 102H79V100H78ZM95 102H94V104H95ZM151 102V101H150ZM154 102V101H153ZM159 102V101H158ZM197 102V101H196ZM0 103H1V101H0ZM6 103V102H5ZM22 103V102H21ZM57 103H60V105H61V103L63 104L62 105V107H61V109L62 110H58V109H60V108H57L56 109V106L58 105ZM145 103V102H144ZM147 103V102H146ZM161 103V102H160ZM163 103H165V102H163ZM182 103V102H181ZM189 103V102H188ZM187 103V104H188ZM192 103V102H191ZM229 103V102H228ZM15 104V103H14ZM83 104V103H82ZM81 104V106H82V108H81V113L80 114H78L77 116H80V117H82V116H84L86 119H87V124H88V127L90 128V129H92V132H93V129L96 127V126H99L100 125V123H101V120H100V116L97 114V112L95 111V110H93L90 106H88V102H87V104H86V101H84V106ZM113 104V103H112ZM135 104H138V103H135ZM148 104H150V103H148ZM183 104V103H182ZM185 104V103H184ZM193 104V103H192ZM196 104V103H195ZM233 104H235V103H233ZM3 105V104H2ZM2 105L0 106V112H1V110H3L4 111V109H5V106H4V109H2L3 107H2ZM11 105V104H10ZM9 105V106H10ZM98 105V106H99ZM118 105V104H117ZM141 105V104H140ZM144 105V104H143ZM169 105H167V107L169 106ZM225 105V104H224ZM229 105H230V103H229ZM14 106H16V105H14ZM81 106H79V107H81ZM113 106V105H112ZM147 106H150V105H147ZM160 106H162V105H160ZM184 106V105H183ZM182 106V107H183ZM227 106H228V104H227ZM233 106V105H232ZM2 107V108H1ZM19 107V106H18ZM57 107H59V106H57ZM140 107V106H139ZM144 107H146V106H144ZM152 107V106H151ZM170 107V106H169ZM172 107H170V108H172ZM186 107V106H185ZM8 108V107H7ZM17 108V107H16ZM20 108V107H19ZM19 108H18V110H19ZM99 108V107H98ZM118 108H119V106H118ZM158 108V107H157ZM165 108V107H164ZM173 108V109H174ZM233 108H234V106H233ZM25 109H22L23 110V112L24 111H26ZM55 109V110H54ZM116 109V108H115ZM141 109V108H140ZM149 109V108H148ZM152 109V108H151ZM176 109V110H177ZM231 109V108H230ZM230 109L229 108H227V107H222V110L220 111L221 112V118L225 121V123H226V126H225V128L224 129H221L220 130V132H219V134H221V133H224V132H227L228 133V131H231V130H233V127L235 126V123H237L240 119H241V117H242V115H234V114H232L231 113V111H230ZM241 109V108H240ZM13 110V109H12ZM17 110V109H16ZM22 110H19L20 111V113H21V111ZM78 110V109H77ZM118 110V109H117ZM120 110V109H119ZM118 110V111H119ZM168 110V109H167ZM167 110H165V111H167ZM172 110V109H171ZM234 110V109H233ZM237 110V109H236ZM246 110V109H245ZM245 110H243V111H245ZM261 110V111H262ZM14 111V110H13ZM98 112H99V110H97ZM102 111V110H101ZM117 111V112H118ZM141 111L143 112L144 111V109L142 110L141 109ZM145 111H146V109H145ZM163 111V110H162ZM164 111V116H165V114L167 115V114H169V112L167 111V112H165ZM240 111V110H239ZM248 111V110H247ZM261 111H259V112H256L255 113V115L256 114H258L257 116L258 117H261V116H259V113H260V115H262V113H261ZM17 112V111H16ZM120 112V113H121ZM141 112V113H142ZM172 112V111H171ZM173 112H175V111H173ZM176 112H178V111H176ZM234 112V111H233ZM237 112V111H236ZM5 113V112H4ZM76 113V112H75ZM77 113H79V112H77ZM99 113H102V112H99ZM123 113V112H122ZM159 113V112H158ZM247 113V112H246ZM16 114V113H15ZM67 115V116H65V115ZM69 114H71V113H69ZM139 114V115H138ZM236 114H238V113H236ZM5 115H7V114H5ZM10 115V114H9ZM20 115H22V113L20 114ZM20 115L18 114V116L20 117ZM75 115V114H74ZM120 115V114H119ZM118 115V116H119ZM146 115V114H145ZM144 115V116H145ZM159 115H161V113L159 114ZM159 115H158V117H159ZM13 116V115H12ZM11 115H10V117H12ZM24 115H22V118H24L23 117ZM103 116V115H102ZM150 116V115H149ZM152 116V115H151ZM168 116V115H167ZM166 116V117H167ZM169 116H171L170 114H169ZM174 116V115H173ZM244 116V115H243ZM264 116V115H263ZM6 117V116H5ZM4 117V118H5ZM37 117V118H36ZM43 117V116H42ZM127 117H125L124 116V119L125 118H127ZM148 117V116H147ZM157 117V118H158ZM161 117V116H160ZM160 117H159V120H160ZM218 117V116H217ZM18 118V117H17ZM38 118V119H39ZM48 118V117H47ZM102 118V117H101ZM161 118H164V117H161ZM257 118V117H256ZM27 119V118H26ZM30 119H31V117H30ZM42 120L44 119V118H41ZM139 119H140V117H139ZM138 119V120H139ZM165 119V118H164ZM163 119V120H164ZM174 119V118H173ZM7 120V119H6ZM8 120H9V117H8ZM10 120H12V119H10ZM42 120H40V121H42ZM105 120V121H106ZM127 120V119H126ZM146 120H147V118H146ZM18 121H19V119H18ZM20 121H21V119H20ZM31 121V120H30ZM35 121V120H34ZM83 121V120H82ZM86 121V120H85ZM140 121V120H139ZM150 121V120H149ZM154 121V120H153ZM152 121V122H153ZM223 121V122H224ZM240 121H242V119L240 120ZM261 121V120H260ZM1 122V121H0ZM12 122V121H11ZM11 122H9V124H11ZM22 122V121H21ZM32 122V121H31ZM81 122V121H80ZM103 123H104V121H102ZM141 122H142V120H141ZM155 122V121H154ZM163 122V121H162ZM165 122V121H164ZM4 123H6L5 121H4ZM14 123V122H13ZM24 123V122H23ZM28 123H29V121H28ZM41 123V122H40ZM84 123V122H83ZM138 123V122H137ZM136 123V124H137ZM151 123V122H150ZM160 124V125H162L163 123H161V121H156V124ZM167 123V122H166ZM199 123V122H198ZM6 124H8V123H6ZM8 124V125H9ZM15 124V123H14ZM18 124H19V122H18ZM32 124V123H31ZM31 124H28V125H31ZM36 124H37V122H36ZM38 124H39V122H38ZM42 124H43V122H42ZM41 124V125H42ZM140 124V123H139ZM165 124V123H164ZM16 125V124H15ZM20 125H21V123H20ZM27 125V124H26ZM40 125V126H41ZM82 125V126H81ZM147 125V124H146ZM150 125V124H149ZM199 125V124H198ZM215 125L217 126V125H219V124H217V123H215ZM225 125V124H224ZM263 125V124H262ZM2 126V125H1ZM51 126H53V125H51ZM50 126V127H51ZM80 126L83 128V124L81 123L80 124ZM154 126H155V123H154ZM197 126V125H196ZM216 126H215V128H216ZM220 126V125H219ZM218 126V127H219ZM260 126V125H259ZM22 127H23V124H22ZM86 127V126H85ZM136 127H137V125H136ZM136 127H135V129H136ZM217 127V128H218ZM76 128H78V127H76ZM97 128V127H96ZM106 128H107V125H106ZM152 128V127H151ZM197 128V127H196ZM213 128H214V126H213ZM1 129H3V128H1ZM51 129H53L52 127H51ZM55 129V130H56ZM88 129V128H87ZM100 129V128H99ZM102 129V128H101ZM104 130H105V128H103ZM138 129H139V127H138ZM142 129V128H141ZM154 129V128H153ZM54 130V131H55ZM192 130V129H191ZM31 131V130H30ZM100 131V130H99ZM103 131V130H102ZM107 131V130H106ZM133 131V130H132ZM137 131V130H136ZM143 131H145V130H143ZM151 131V130H150ZM155 131V130H154ZM159 131V130H158ZM4 132H6V131H4ZM32 132V131H31ZM72 132V131H71ZM70 132V133H71ZM81 132V131H80ZM86 131H84V133H85ZM98 132V131H97ZM131 132V131H130ZM138 132V131H137ZM140 132H142L141 130H140ZM188 132V131H187ZM190 132V131H189ZM189 132H188V134H189ZM8 133V132H7ZM10 133V132H9ZM82 133V132H81ZM101 133V132H100ZM107 133V132H106ZM133 133V132H132ZM191 133V132H190ZM211 133V132H210ZM80 134V133H79ZM92 134H94V135H96L94 132L92 133ZM101 134H103V133H101ZM140 134V133H139ZM145 134V133H144ZM193 134H195V133H193ZM204 134V133H203ZM46 135H49V141L51 142L52 141V144L50 143H48V141L46 140ZM59 135V134H58ZM103 135H105V134H103ZM142 135V134H141ZM98 136H100V135H98ZM97 135H96V137H98ZM102 136V135H101ZM100 136V137H101ZM136 136V135H135ZM143 136V135H142ZM193 136V135H192ZM197 136V135H196ZM195 136V137H196ZM221 136H223V134L221 135ZM103 137V136H102ZM139 137H141V136H139L138 135V138ZM188 137V136H187ZM189 137H190V135H189ZM92 138V137H91ZM77 139V138H76ZM193 139H194V137H193ZM37 140H39V139H37ZM94 140V139H93ZM92 140V141H93ZM133 140H134V137H133ZM135 140H137V139H135ZM139 140H140V138H139ZM192 140V139H191ZM102 141V140H101ZM96 142V141H95ZM103 142V141H102ZM134 142V141H133ZM136 142V141H135ZM134 142V143H135ZM97 143V142H96ZM101 143V142H100ZM133 143V144H134ZM190 143V142H189ZM194 143V142H193ZM98 144V143H97ZM96 144V145H97ZM252 144V143H251ZM18 145V144H17ZM200 145V144H199ZM73 146H75V147H73ZM99 147V146H98ZM132 147V146H131ZM130 147V148H131ZM136 147H137V145H136ZM95 148H97V147H95ZM139 148V147H138ZM195 148V147H194ZM253 148V147H252ZM257 148V147H256ZM46 149H48L47 151H49V149H50V151H49V154L47 153V151H46V153L48 154V156L46 157H44V151L46 150ZM118 149V148H117ZM115 150V149H114ZM132 150V149H131ZM130 150V151H131ZM196 150V149H195ZM253 150H255V148L253 149ZM257 150V149H256ZM97 151V150H96ZM100 151V150H99ZM109 151V150H108ZM192 151V150H191ZM194 151V150H193ZM198 151V150H197ZM77 152H74V153H77ZM91 153H92V151H90ZM112 152V151H111ZM110 152V153H111ZM118 152V151H117ZM116 152V153H117ZM189 152H190V150H189ZM260 152V151H259ZM258 152V153H259ZM88 154H89V152H87ZM99 153V152H98ZM103 153V152H102ZM107 153V152H106ZM116 153H115V155H116ZM129 153V152H128ZM169 153V152H168ZM174 153V151L172 152V154ZM195 153V152H194ZM100 154V153H99ZM104 154V153H103ZM130 154H131V152H130ZM192 155H193V153H191ZM197 154H199L198 152H197ZM46 155V154H45ZM73 155V154H72ZM75 155V154H74ZM73 155V156H74ZM91 154H89L88 156H90ZM108 155V154H107ZM115 155H113V156H115ZM119 155V154H118ZM170 155V154H169ZM169 155H167L168 157H170ZM177 155H178V152H177ZM76 156V155H75ZM87 158H89L88 156H87V154L85 155ZM92 156V155H91ZM112 156V155H111ZM130 156V155H129ZM136 156V155H135ZM189 156V155H188ZM69 157H71V156H69ZM68 157V158H69ZM86 157H83V158H86ZM119 157V156H118ZM164 157V156H163ZM186 157H187V155H185V159H186ZM191 157V156H190ZM193 157V156H192ZM191 157V158H192ZM196 157H197V155H196ZM200 157V156H199ZM240 157V156H239ZM242 157V156H241ZM72 158V157H71ZM77 159H78V157H76ZM82 158V157H81ZM82 158V159H83ZM101 158V157H100ZM173 158V157H172ZM189 158V157H188ZM232 158H235V157H232ZM93 159V158H92ZM168 159V158H167ZM69 160H72V159H69ZM80 160V162L81 161H84V160H81V159H79ZM111 160V159H110ZM119 160V159H118ZM194 160H195V158H194ZM74 161V160H73ZM89 161V160H88ZM123 162H124V160H122ZM128 161V160H127ZM192 161V160H191ZM205 161V160H204ZM77 162H79V161H77ZM79 162V163H80ZM85 162V161H84ZM90 162H91V159H90ZM110 162V161H109ZM187 162H189L190 163V161L188 160ZM82 163V162H81ZM89 163V162H88ZM93 163V162H92ZM91 163V164H92ZM178 163V162H177ZM188 163V164H189ZM205 163H206V161H205ZM82 164H84L85 165V163H82ZM86 164H87V162H86ZM120 164V163H119ZM187 164V165H188ZM194 164V163H193ZM228 164V163H227ZM251 164V163H250ZM263 164V163H262ZM89 165H90V163H89ZM95 165H96V163H95ZM95 165H91L92 166V168L94 169V171L95 170H98V166H95ZM197 165V164H196ZM83 166V165H82ZM86 166V165H85ZM178 166H180V164H178ZM189 166V165H188ZM205 166V165H204ZM84 167V166H83ZM149 167H150V165H149ZM149 167H148V169L147 170H149ZM194 167V166H193ZM209 167V166H208ZM263 167V166H262ZM82 168V167H81ZM80 168V169H81ZM87 168H88V166H87ZM248 168V167H247ZM260 168V167H259ZM5 169V168H4ZM75 169V168H74ZM78 169V168H77ZM85 169V168H84ZM84 169H82V171L84 170ZM90 169V168H89ZM88 169V170H89ZM100 169H101V167H100ZM145 169V170H146ZM188 170H180V174L179 175H182V177L183 178H187V177H192V175L193 174H196L197 172H195L194 170H192L191 168L189 169V168H187ZM252 169V168H251ZM262 169V168H261ZM58 170V169H57ZM104 170V169H103ZM113 170V169H112ZM206 170V169H205ZM6 171V170H5ZM53 171V170H52ZM60 171V172H61ZM80 171V170H79ZM81 171V172H82ZM90 171V170H89ZM93 171V172H94ZM99 171H101V170H99ZM98 171V172H99ZM111 171V170H110ZM109 171V172H110ZM55 172V171H54ZM76 172V171H75ZM81 172H79V173H81ZM85 172V171H84ZM88 172V171H87ZM136 172V171H135ZM151 172V171H150ZM1 173V172H0ZM77 174H78V171L76 172ZM90 173H91V171H90ZM100 173V172H99ZM145 173V172H144ZM179 173V172H178ZM60 174V173H59ZM67 174H66V176H67ZM82 174V173H81ZM84 174V173H83ZM93 174V173H92ZM96 174H98V173H96ZM96 174H95V176H96ZM121 174V173H120ZM56 175V174H55ZM62 175V174H61ZM63 175H65V174H63ZM72 175H74V174H72ZM76 175V174H75ZM85 175H86V173H85ZM90 175V174H89ZM140 175V174H139ZM149 175V174H148ZM163 175V174H162ZM71 176V175H70ZM93 176V175H92ZM92 176L90 177L91 179H92ZM102 176V175H101ZM109 176V175H108ZM196 176V175H195ZM194 176V179L195 178H197V177H195ZM198 176V175H197ZM49 177V178H48ZM63 177V176H62ZM73 177V176H72ZM79 176H77V178H78ZM84 177V176H83ZM97 177V176H96ZM100 177V176H99ZM104 177V176H103ZM132 177V176H131ZM164 177V176H163ZM74 178H76V176H74ZM77 178H76V180H77ZM86 178H88V175H87V177ZM137 178H138V176H137ZM150 178V177H149ZM193 178V177H192ZM58 179V178H57ZM63 179V178H62ZM68 179V178H67ZM89 179V178H88ZM90 179V180H91ZM94 179V178H93ZM93 179H92V181H93ZM177 179V178H176ZM193 179V180H194ZM60 180V179H59ZM72 180H73V178H72ZM79 180H80V177H79ZM86 180V179H85ZM136 180V179H135ZM150 180V179H149ZM188 180V179H187ZM81 181H83L82 179H81ZM96 181V180H95ZM94 181V182H95ZM170 181V180H169ZM168 181V182H169ZM180 181V180H179ZM190 181H192V180H190ZM2 182H5V181H2ZM2 182H0V195L1 196H4V198H5V196H8V195H10L11 196V189H10V187L9 186H7V185H4ZM55 182V181H54ZM76 182V181H75ZM84 182V181H83ZM88 182H89V180H88ZM98 182V181H97ZM110 182V181H109ZM134 182V181H133ZM195 182H196V180H195ZM56 183V182H55ZM91 183V182H90ZM151 183H153V182H151ZM63 184V183H62ZM72 184V183H71ZM77 184H80V182H78V183H76V185L75 186H77ZM86 185H87V183H85ZM165 184V183H164ZM171 184V183H170ZM169 184V185H170ZM191 184H192V182H191ZM197 184V183H196ZM195 184V185H196ZM52 185V184H51ZM60 185V184H59ZM73 185H74V183H73ZM81 185L83 186L84 184H82V182H81ZM85 185V186H86ZM91 185H95V184H91ZM163 185V184H162ZM168 185V186H169ZM194 185V186H195ZM47 187H48V183H47V185H46ZM56 186H57V184H56ZM61 186V185H60ZM82 186H79L80 188L82 187ZM97 186V185H96ZM172 186V185H171ZM178 186H180V185H178ZM193 186V185H192ZM59 187V186H58ZM63 187H65V186H63ZM91 187H93V186H91ZM137 187V186H136ZM161 187H163V186H161ZM199 187V186H198ZM70 188V187H69ZM87 188V187H86ZM166 188V187H165ZM206 188H208L207 186H206ZM56 189V188H55ZM59 189V188H58ZM60 189H61V187H60ZM149 189V188H148ZM154 189V188H153ZM168 189V188H167ZM172 188H170V190H171ZM48 190H49V188H48ZM52 190V189H51ZM68 190V189H67ZM79 190V189H78ZM87 190V189H86ZM124 190V189H123ZM128 190V192H130L129 191V189H127ZM198 190V189H197ZM14 191V190H13ZM17 191H19L18 189H17ZM23 191V190H22ZM66 191V190H65ZM85 191V190H84ZM133 191V190H132ZM137 191V190H136ZM169 191V190H168ZM204 191V190H203ZM206 191H209V189L208 190H206ZM16 192V191H15ZM81 192V191H80ZM87 192H89V190L87 191ZM123 192H125V191H123ZM123 192H119L120 194H122ZM127 192V193H128ZM142 192V191H141ZM172 192H174L173 191V189H172ZM210 192V191H209ZM207 193V192H206ZM66 194V193H65ZM83 194V193H82ZM85 194V193H84ZM130 194V193H129ZM129 194H127L128 196H129ZM170 194H171V192H170ZM205 194V193H204ZM14 195V194H13ZM15 195H16V193H15ZM14 195V196H15ZM117 195V194H116ZM168 195H169V193H168ZM68 196H69V193H68ZM71 196V195H70ZM91 196V195H90ZM115 196V195H114ZM122 196V195H121ZM172 196V195H171ZM218 196V195H217ZM65 197H66V195H65ZM86 197V196H85ZM89 197V196H88ZM123 197V196H122ZM66 198H69V197H66ZM87 198V197H86ZM90 198V197H89ZM124 198H126V197H124ZM174 198V197H173ZM1 199V198H0ZM6 199V198H5ZM15 199H17V198H15ZM94 199V198H93ZM123 199V198H122ZM121 199V200H122ZM8 200V199H7ZM28 200V199H27ZM66 200V199H65ZM85 200H87V199H85ZM115 200H116V198H115ZM2 200H0V206H1V202ZM5 201V200H4ZM64 201V200H63ZM169 201V200H168ZM8 202H11V201H9L8 200ZM15 202V201H14ZM24 202V201H23ZM67 202H69V201H67ZM66 202V203H67ZM105 202V201H104ZM18 203V202H17ZM21 203V202H20ZM107 203H108V201H107ZM116 203H118V202H116ZM11 204V203H10ZM16 204V203H15ZM166 204H167V202H166ZM7 205H8V203H7ZM59 205V204H58ZM67 205V204H66ZM84 205V204H83ZM96 205V204H95ZM182 205H184L183 204V199L180 197V196H177L176 198H175V203H174V205H173V207H172V210L173 211H177V209L180 207V206H182ZM16 206H17V204H16ZM63 206H64V204H63ZM216 206V205H215ZM94 207V206H93ZM96 207H97V205H96ZM126 207V206H125ZM130 207V206H129ZM21 208V207H20ZM23 208V207H22ZM61 208V207H60ZM63 208H65V207H63ZM81 208H82V206H81ZM1 209V208H0ZM24 209V208H23ZM104 209V208H103ZM180 209V208H179ZM10 210V209H9ZM89 210H91V209H89ZM95 210H97V209H95ZM5 211V210H4ZM23 211V210H22ZM30 211V207H26V209H25V212H26V214H27V216L29 215V212ZM32 211V210H31ZM84 211V210H83ZM81 212V211H80ZM171 212V211H170ZM234 212H236V211H234ZM20 213V212H19ZM24 213V212H23ZM32 213V212H31ZM167 213H169V211H168V209L167 208H165V207H163L161 210H160V212H159V214H157L158 215V217H159V215L162 217V222L165 220L166 221V214ZM93 214V213H92ZM25 215V214H24ZM52 215H54V214H52ZM156 215V216H157ZM100 217V216H99ZM160 217V218H161ZM21 218H23V217H21V215L19 216L18 215V212H17V209H11L10 211H8V212H5V213H1V215H0V242L1 243H10L11 244V242H13V237H15L14 235H16L13 231H12V226L14 225V224H17L18 223V221H20L21 220ZM89 218V217H88ZM159 218V219H160ZM26 219V218H25ZM24 219V220H25ZM92 219V218H91ZM71 220V219H70ZM88 220V219H87ZM143 220V219H142ZM161 220V219H160ZM22 221V220H21ZM109 221V220H108ZM25 222V221H24ZM27 222V221H26ZM30 222H31V220H30ZM93 222V221H92ZM146 222V221H145ZM70 223V222H69ZM98 223V222H97ZM181 223V222H180ZM24 224V223H23ZM30 224V223H29ZM35 224V223H34ZM71 224H72V222H71ZM134 229H135V233H133L130 237H128L127 238V240L125 241V244H127V246H132L134 249H138V247H139V245H140V241H142V240H144V241H146L149 245H155V247L156 246H158V250L159 251H161L163 254H165L166 256V258H168L169 260V263L170 262H176L178 259H181L182 257H184L185 256V254H187V253H185L182 249V244H179V245H174V243H175V241L174 242H172V240H171V237H168V238H165V239H163V240H159V239H156V237H154V236H156V234H157V231H159V227L157 226V227H155L154 229H152V230H150V229H146L145 227H144V225H141L140 223H137L136 221H134ZM145 224H147V223H145ZM26 225V224H25ZM181 225V230L183 231V232H185V233H188V236H190V231H192V230H194V229H196V228H199L200 227V220H199V215H192L190 218H188V219H185V220H183L182 221V223L180 224ZM30 226V225H29ZM61 226V225H60ZM75 226V225H74ZM73 226V227H74ZM258 226V225H257ZM64 227H66V226H64ZM63 227V228H64ZM76 227V226H75ZM74 227V228H75ZM89 227V226H88ZM95 227V226H94ZM129 227V226H128ZM133 227V226H132ZM180 227V226H179ZM178 227V228H179ZM20 228V227H19ZM62 228V229H63ZM148 228V227H147ZM177 228V229H178ZM221 228V227H220ZM22 229V228H21ZM66 229V228H65ZM20 230V229H19ZM29 230V229H28ZM64 230V229H63ZM68 230V229H67ZM71 230V229H70ZM76 230H78V229H76ZM124 230H125V228H124ZM21 231V230H20ZM65 231V230H64ZM64 231H63V233H64ZM73 231H75V230H73ZM73 231H71V232H73ZM123 231V230H122ZM229 231V230H228ZM70 231L68 230V233H69ZM70 232V233H71ZM78 232V231H77ZM76 232V233H77ZM117 232V231H116ZM134 232V231H133ZM70 233H69V240L71 239L70 238ZM75 233V232H74ZM79 233V232H78ZM82 233V232H81ZM122 233V232H121ZM50 234V233H49ZM123 234V233H122ZM173 234V233H172ZM228 234H230L229 232H228ZM65 235H68V234H66V232H65ZM77 235V234H76ZM231 235H232V233H231ZM45 236H47V235H45ZM73 236V235H72ZM82 236V235H81ZM257 236V235H256ZM43 237H44V235H43ZM67 237V238H68ZM92 237V236H91ZM227 237V236H226ZM229 237V236H228ZM232 237H233V235H232ZM44 238H46V237H44ZM66 238V237H65ZM230 238V237H229ZM39 239V238H38ZM72 239H74L75 240V238H74V236H73V238ZM71 239V240H72ZM79 239V238H78ZM205 239L209 242L211 239H212V233H208L207 235H206V237H205ZM233 239H234V237H233ZM57 240H58V238H57ZM88 240V239H87ZM53 241V240H52ZM51 241V239H50V242H52ZM62 241V240H61ZM76 241V240H75ZM92 241V240H91ZM135 241H137L139 244L137 245V243H136V245L137 246H135V245H133V242H135ZM223 241V240H222ZM228 241V240H227ZM49 242V241H48ZM63 242V241H62ZM73 241H71V243H72ZM79 242V241H78ZM117 242V241H116ZM179 242V241H178ZM225 242V241H224ZM229 242H230V239H229ZM7 243H6V245H7ZM38 243V242H37ZM70 243V242H69ZM76 243V242H75ZM93 243V242H92ZM95 243V242H94ZM228 243V242H227ZM233 243V242H232ZM48 245H49V243H48ZM53 245H54V243H53ZM58 245H59V243H58ZM64 245H65V243H64ZM73 245H74V243H73ZM78 245L79 246H81L80 245V243H78ZM95 245H96V243H95ZM97 245H98V243H97ZM100 245V244H99ZM221 245H222V242H221ZM248 245H249V243H248ZM17 246V245H16ZM36 246V245H35ZM75 246V245H74ZM87 246H88V243H87ZM101 246V245H100ZM14 247V246H13ZM67 248H68V246H66ZM76 247H77V245H76ZM76 247H74V248H76ZM83 247V246H82ZM81 247V248H82ZM223 247V246H222ZM228 247V246H227ZM27 248V247H26ZM41 248H42V246H41ZM52 248H53V250H54V248L55 247H53L52 246ZM52 248H49V249H52ZM64 248V247H63ZM151 248V247H150ZM149 248V249H150ZM218 248V247H217ZM221 248V247H220ZM34 249V248H33ZM32 249V250H33ZM77 249V248H76ZM216 249V248H215ZM214 249V250H215ZM222 249V248H221ZM231 249V248H230ZM31 250V249H30ZM29 250V251H30ZM35 250V249H34ZM53 250H51L50 252L52 253V251ZM59 250H61V248L59 249ZM58 250V251H59ZM67 250V249H66ZM73 250V249H72ZM78 250H79V247H78ZM107 250V249H106ZM106 250H105V253H106ZM152 250V249H151ZM36 251H37V248H36ZM36 251L34 252V254L36 253ZM38 251H40L39 250V248H38ZM44 251V250H43ZM43 251H42V253H43ZM81 251H84V250H81ZM80 251V252H81ZM103 251V250H102ZM213 251V250H212ZM212 251H210L211 253H212ZM236 251H237V249H236ZM33 252H32V254H33ZM41 252V251H40ZM56 252V251H55ZM54 252V253H55ZM62 252V251H61ZM74 252V251H73ZM140 252V251H139ZM145 251H143L142 253H144ZM155 252H157V251H155ZM216 252V251H215ZM26 253V252H25ZM29 253V252H28ZM41 253V254H42ZM45 253V252H44ZM47 253H48V251H47ZM79 253V252H78ZM83 253V252H82ZM240 253H241V251H240ZM37 254V253H36ZM35 254V256L34 257H39L38 255H36ZM39 254V253H38ZM49 254V253H48ZM63 254V253H62ZM77 254V253H76ZM80 254V253H79ZM85 254V253H84ZM101 254V253H100ZM99 254V255H100ZM219 254V253H218ZM233 254H235V252L233 253ZM45 255V254H44ZM49 255H51V254H49ZM54 255H56V254H54ZM58 255H59V253H58ZM214 255V254H213ZM221 255V254H220ZM219 255V256H220ZM224 255V254H223ZM225 255H226V253H225ZM242 255V254H241ZM25 256V255H24ZM33 256V255H32ZM43 256V255H42ZM65 256V255H64ZM68 256V255H67ZM79 256V255H78ZM85 256V255H84ZM116 256V255H115ZM162 256V255H161ZM227 256H228V254H227ZM229 256H230V254H229ZM237 256V255H236ZM54 257V256H53ZM56 257H58V256H56ZM56 257H55V259H56ZM91 257V256H90ZM113 257V256H112ZM152 257V256H151ZM157 257V256H156ZM195 257H196V252L194 251V249L193 250H191V251H189L188 252V254L185 256V260H183L184 261V263L183 264H190L191 262H193L194 261V259H195ZM59 258V257H58ZM63 258V257H62ZM86 258V257H85ZM127 258V257H126ZM216 258V257H215ZM20 259V258H19ZM47 259H51L50 258V256H49V258H47ZM65 259V258H64ZM113 259V258H112ZM140 259V258H139ZM141 259H142V257H141ZM159 259V258H158ZM231 259V258H230ZM236 259H238V257L236 258ZM236 259H234V260H236ZM40 260V259H39ZM61 260H63V259H61ZM70 262H71V264H82V262L77 258V257H70ZM103 260V259H102ZM113 260H115V259H113ZM143 260V259H142ZM182 260V259H181ZM240 260V259H239ZM30 261H31V259H30ZM43 261H45V260H43ZM50 261V260H49ZM54 261V260H53ZM52 261V263H54ZM238 261V260H237ZM16 262V261H15ZM27 262V261H26ZM29 262V261H28ZM41 262H42V260H41ZM57 262V261H56ZM65 262V261H64ZM109 262H110V260H109ZM117 262H119V261H117ZM145 262V261H144ZM148 262H150V261H148ZM231 262V261H230ZM240 262V261H239ZM36 263V262H35ZM116 263V262H115ZM161 263V262H160ZM172 263V264H173ZM228 263V262H227ZM234 263V262H233ZM236 263V262H235ZM21 264H29V263H21ZM31 264V263H30ZM32 264H34L33 262H32ZM36 264H38V261H37V263ZM45 264V263H44ZM85 264V263H84ZM144 264V263H143ZM152 264V263H151ZM167 264V263H166ZM175 264V263H174ZM229 264V263H228ZM232 264V263H231Z\"/></svg>",
    "mask_w": 264,
    "mask_h": 264
}]
</instances>
